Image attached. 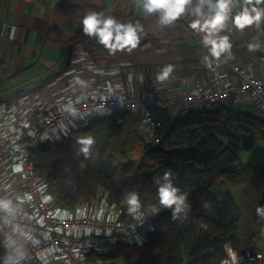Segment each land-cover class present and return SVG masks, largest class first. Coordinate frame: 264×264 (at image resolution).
Instances as JSON below:
<instances>
[{"label":"trees","instance_id":"trees-1","mask_svg":"<svg viewBox=\"0 0 264 264\" xmlns=\"http://www.w3.org/2000/svg\"><path fill=\"white\" fill-rule=\"evenodd\" d=\"M132 116L119 111L94 118L67 137L29 149L33 172L46 183L56 205L72 209L91 203L102 187L110 203L121 204L124 219L129 221L127 193L139 194L140 209L159 202L157 188L165 182L164 173L170 171L169 180L179 189L178 195L186 196L185 206L176 219L172 218L175 206L164 209L146 241L121 255L123 264H218L225 257V244L238 254L264 255V193L246 237H237L240 212L231 194L254 170L242 162L241 152L264 139V124L232 105H219L176 119L153 148L140 138ZM88 136L93 143L85 154L78 140ZM199 224L206 229L195 234ZM192 240L209 249L183 262L180 244ZM117 250L110 249L104 258H115L121 254ZM3 255L0 247V264H5Z\"/></svg>","mask_w":264,"mask_h":264},{"label":"built area","instance_id":"built-area-1","mask_svg":"<svg viewBox=\"0 0 264 264\" xmlns=\"http://www.w3.org/2000/svg\"><path fill=\"white\" fill-rule=\"evenodd\" d=\"M83 54L73 55L62 76L38 88L34 104L40 122L30 132V144L23 143L19 123L20 137L11 142L6 139L0 144V199L11 200L13 212L26 214L34 224L28 230L14 228L13 233L18 237L32 236L31 244L37 242L32 248L26 246L22 249L11 242V228H7L8 233L0 238V247L9 253H4L7 261L2 257L5 264H15L21 252L24 258L20 264H102L100 256L106 255L113 246L142 245L154 230V220L165 209L159 202L151 204L139 210L138 219L131 216L127 221L123 219L121 204L110 203L106 191L99 189L92 203L83 202L72 209L59 207L48 193L46 183L33 172L28 154L35 144L55 142L94 118L109 117L119 111L137 115V132L153 148L162 141L168 131L166 125L173 119L191 112L209 111L219 105H232L238 109L244 104L249 105L255 111L254 117L264 124V78L255 72L253 66L238 63L230 56L206 62V75L190 88L171 91L157 79L153 81L154 87L149 95L131 98L120 81V70L102 72L94 63L82 62ZM101 72L108 77L98 81ZM111 78L118 79L117 84L110 85ZM22 99L29 102L32 96ZM69 105L76 112L67 132L43 130L46 124L53 122L54 115L68 111ZM23 127L27 128V125ZM34 186L36 194L32 192ZM205 229V225L199 224L195 234ZM231 252L235 253L234 262L226 250V256L218 264L224 261L227 264H264L263 254Z\"/></svg>","mask_w":264,"mask_h":264},{"label":"crops","instance_id":"crops-1","mask_svg":"<svg viewBox=\"0 0 264 264\" xmlns=\"http://www.w3.org/2000/svg\"><path fill=\"white\" fill-rule=\"evenodd\" d=\"M242 3L243 0H236L231 16ZM198 5L200 0H192L176 21L161 26L158 13H144L137 0H0V104L62 76L69 59L81 52L85 57L82 62H92L102 72L120 70V81L133 97L149 95L153 81L167 66L172 67V72L162 80L165 89L190 88L206 75L203 58L209 55L208 47L202 43L204 33L191 27L199 18L203 22V17L194 13ZM253 6L264 9V0ZM200 7L202 13H208L206 3ZM90 12L114 18L121 24L138 25L139 44L144 40L145 43L131 51L106 48L82 31L81 21ZM218 35H227L231 44L230 55L224 53L221 57L230 56L251 67L250 61H238L236 54H243L246 60L256 58L261 69H253L264 78V61L259 59L257 50L250 51L248 47L255 44L264 51V17L259 28L250 25L242 30L235 29L229 20ZM110 80L111 85L117 84L118 79ZM6 117L0 115V144L21 135L17 117L12 118V113Z\"/></svg>","mask_w":264,"mask_h":264},{"label":"clouds","instance_id":"clouds-1","mask_svg":"<svg viewBox=\"0 0 264 264\" xmlns=\"http://www.w3.org/2000/svg\"><path fill=\"white\" fill-rule=\"evenodd\" d=\"M192 0H137V4L142 7V10L146 14L158 13V23L161 26L171 25L187 10L186 6H189ZM207 4L208 13L201 12V5ZM261 3V0H243L240 5L239 11L234 16H231L233 8L236 6V0H200V5L194 10L195 15L203 17L195 20L191 27L197 32L204 33L202 37V43L208 47L209 55L203 59L205 62L211 63V58L219 60L222 54L229 53L231 44L229 43V37L227 35L220 36L218 33L223 31L227 22L231 20V24L235 29H244L246 26L255 25L259 28L262 17H264V9L253 6ZM82 31L89 37H95L98 43L104 45L110 50H118L127 48L128 51L135 49L139 44L140 37L138 31L139 26H134L132 23L121 24L114 18L104 17L102 14L96 12H90L84 16L81 21ZM210 46V47H209ZM249 50L254 51L258 48V45L249 44ZM172 72V67L167 66L163 69L157 79L164 80ZM68 111L75 114L76 110L70 105ZM78 142L84 147L82 152L87 154L88 146L93 143L92 137L80 138ZM171 172H165L163 175V184H160L157 188V197L160 205L164 208H171L173 205V219H176V215L182 211V206H185V196L178 195L179 189L174 187L169 180ZM125 201L128 206V214L135 219L139 218V209L141 203L139 194L136 192H128L125 196ZM260 211V209H257ZM0 212L6 214L13 213V204L9 199H0ZM229 256L235 261V253L229 249ZM24 258V253H19L18 258L15 260V264H20V261ZM223 264H227L224 261Z\"/></svg>","mask_w":264,"mask_h":264},{"label":"rangeland","instance_id":"rangeland-1","mask_svg":"<svg viewBox=\"0 0 264 264\" xmlns=\"http://www.w3.org/2000/svg\"><path fill=\"white\" fill-rule=\"evenodd\" d=\"M144 43H145V40L142 43H140L139 46L141 47ZM256 50L258 51L259 59L264 61V51L261 50L260 48H257ZM143 53L146 54V51H144ZM236 55H237L238 61H242V59L245 61H250L253 64L254 69H256V71H258V69H261V65L257 61L258 59L249 58L246 60L243 54L238 53ZM105 77H108V76L104 75V73L101 72L100 78L104 80ZM108 82L110 83L112 82V80ZM38 88L39 86L36 88L37 90L33 92H26L25 94H23L24 96L20 95L19 97L8 101L7 103L4 104V106L0 107V115L2 117L7 118L6 114L8 116V114H11V113H12V118L17 117V120L19 121V125L22 127V131H23L22 132V140L24 141L23 143H26L28 145L30 144L29 142H30L31 130L35 128V126H37V124L40 122V119L37 120L39 117L35 114L36 107L34 104L35 102L34 97L36 93L39 91ZM124 90L126 91L128 96L133 98L132 94L129 92V90L125 86H124ZM30 95L32 96V99L29 102L25 100L26 98L22 99L23 97H28ZM19 100H23L25 102H20ZM16 102L18 103L14 105V103ZM10 109H11V113H10ZM240 109L244 113L256 116L254 109L249 105L244 104L240 107ZM15 111L17 112L16 115H14ZM31 113H34V115L31 116L30 115ZM132 115L135 117V123H136V121L138 120L137 115L135 114H132ZM101 118H104V117H101ZM191 119H192L191 116L187 118V120H191ZM74 120H75V116L73 115L72 112L70 111L59 112L58 114L54 115V118L52 120L53 122L46 124L43 130L48 128L50 133H53L54 130L67 132L68 127L71 126ZM174 121L175 119H173L171 123L167 124L166 127L169 129L171 125L174 123ZM23 125H27V128H24ZM5 133H7V131ZM39 134H41V132H39ZM23 153L24 152L21 153V156L23 155ZM241 160L244 163H249L250 165H252L254 169L252 172L248 173L244 177V185L241 188H236V189L231 190L234 203L240 212L239 221H238L237 237H246L251 232L254 211L257 207V204H258V201L261 195L264 193V139H257L251 149L242 151ZM6 161L10 162L9 160H6ZM20 162H23V157H20ZM5 171H6V167H4V172ZM1 173L2 172H0V175H2ZM99 190L105 191V189L102 187H99ZM32 192L35 194L37 193L35 186L32 188ZM0 194H1V191H0ZM156 204H158V202H156ZM162 211L160 212V214L162 213ZM123 219H124V216H123ZM0 225H2V228L0 229V238H1V235H5L8 233L6 230L7 228H11V242L12 243L18 244L20 247H22V249L25 248L26 246H30V248H32V246L34 247L36 245L37 242L34 244H31L32 236L30 237L27 236V238L25 236L18 237L16 234L13 233L14 228H21L23 230H26V229L28 230L32 228L34 224L31 222V220L26 214H23L21 212H18V214L15 212H13L12 214H6L3 212H0ZM71 243L73 244L74 242H71ZM132 247H136V246H132ZM132 247L125 246L123 244H118L116 246L111 247V250L113 248L114 249L117 248L119 250V253L121 254L111 259H105L104 258L105 255L100 256L102 264H111L114 262L116 264H123V257L121 255L127 252L126 251L127 248H132ZM180 247H181V250H180L181 254L180 252L179 254L183 262L196 258L200 256L201 254L205 253L209 249V245L201 241H198V240H192L191 242L187 241L186 243L184 241L180 244ZM229 249H231L232 251L238 254V252L235 249H233L230 244H225L224 245L225 256H226V250H229ZM5 252L6 250L4 249V253ZM6 254H9L8 250ZM2 257L5 258V261H7L5 255ZM7 264H10V263H7ZM49 264H53V263H49Z\"/></svg>","mask_w":264,"mask_h":264},{"label":"bare ground","instance_id":"bare-ground-1","mask_svg":"<svg viewBox=\"0 0 264 264\" xmlns=\"http://www.w3.org/2000/svg\"><path fill=\"white\" fill-rule=\"evenodd\" d=\"M46 95H49V93H47ZM74 97V94L70 96V99H72ZM52 99H50L49 101H51Z\"/></svg>","mask_w":264,"mask_h":264}]
</instances>
